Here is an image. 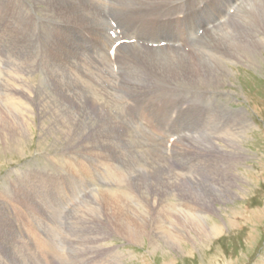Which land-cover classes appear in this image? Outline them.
<instances>
[{
	"label": "rangeland",
	"instance_id": "obj_1",
	"mask_svg": "<svg viewBox=\"0 0 264 264\" xmlns=\"http://www.w3.org/2000/svg\"><path fill=\"white\" fill-rule=\"evenodd\" d=\"M6 1L15 2V6L6 5L0 0V71H2L0 79L2 80L4 75L10 73L11 69L12 73L10 74L16 83L6 91L0 89V95L5 100L8 93L15 90L20 94L17 99L20 106L28 108H35L37 104H59L62 107L72 97L78 100L76 94L78 88L75 86L69 87L68 90L61 89L57 94V99L50 100L47 98V93L55 84L50 83L45 86L39 79L38 58L41 54L45 56L46 53L43 42L45 38L42 37V40L38 33L40 28L42 35H45L48 29L55 28L52 25L59 21V16L53 12V8L58 0H27L34 6H25V8L21 6L24 0ZM205 1L200 3L198 0H194L195 4H204ZM223 2L224 4H221V0H212L206 6L199 7V10L212 19L221 20L220 14H222V19L224 16L228 17L226 5L228 2L229 7L233 0H223ZM109 11L111 16L104 13L109 21L121 22V14L114 17L112 9ZM127 11L128 13L134 12ZM1 12L17 14L21 24L29 25V31L22 35L21 28L11 23L10 18ZM239 12L237 8L231 22H226L228 21L226 19L224 24L218 26L219 28L226 26L234 29L227 39L230 44L224 51L222 61L223 68L233 76H221L226 80L222 83L223 86L219 87V90L226 88L225 90L231 91L233 94L230 93L227 100L222 95L214 97L219 106L230 107L229 110L214 113L217 118V128L220 130L230 129L244 142H242L243 148L249 147L247 151H242V154L246 156L245 160L243 159L240 165L232 169V172L237 173L238 176L236 178L232 176L233 181L223 185L216 182L218 175L212 177L217 172L209 174L204 169V166L207 165L199 166L196 163H190L184 169L174 171L172 161L167 164L174 174L178 173V179L159 176L160 172L153 166H147L135 151L129 153V151H121V148L116 149L106 157L110 172L120 179L119 182L125 186L126 193L134 194L136 199L135 214L145 207H151L153 213L143 219V231H129L127 229L128 221H125L122 216H128L130 213L120 214L116 203L107 202L102 207V211L107 217L93 219L95 226L89 233L87 228L80 230L77 226L76 215L81 212L79 208L83 209L84 207H76L75 200L80 199V201L84 200L89 203L90 198L104 191L103 187L106 182L104 183L96 174L97 169L91 170L92 176L85 175L86 171L79 165L85 164L84 166L88 168V164L83 159L78 161L73 158L66 149L68 145L59 134L62 128L50 129V122L45 113L40 111L37 113L39 117H31L33 121L29 128L21 123L17 125V127L27 130L28 139L6 144L0 140V143L3 144L0 145V264L14 262V264H264V9L257 5L256 27L250 34L242 31L238 19ZM137 13L139 12H136L135 15ZM248 20L253 22L252 18ZM206 22L210 23V20ZM67 29L73 39L80 40L82 38L79 28L67 26ZM52 37V35L49 37L47 44L50 49L47 55L54 56L55 41ZM139 44L141 45L140 49L144 52V48L148 49L143 43ZM185 44L190 51L186 53L201 50L197 42L190 45L186 41ZM96 53H98V49ZM60 60L64 68V75L78 79L83 84V77L76 66L72 65L69 68L62 58ZM29 62H32L34 71L31 74H24ZM1 64L4 65L1 66ZM100 72L99 68L96 80L108 86ZM90 76L92 77V74ZM108 76L110 80L113 79L111 88L99 90L96 98H89L85 101L88 117L80 121L84 125L81 130L82 137L88 135L100 137L101 130H106L109 135L113 134L117 137L114 140L115 143L118 139L121 141L122 137H131L129 139L131 142L134 137L142 136L139 132L142 130L152 135L157 143L163 145L164 156H170L172 159V153L183 147L184 141L188 142V138H194L193 135L188 137L192 132L191 125L195 122L190 118L196 119L188 115L190 109H201L202 115H205L209 110H214V105L209 102H200L194 98H182L177 92L167 95L128 96V92L122 90L121 82L119 84L122 76L120 70H113ZM4 84L8 87L10 82L4 81ZM169 86L173 85H167L165 90ZM180 86L209 92L218 90L217 88L199 87L192 83H182L177 87ZM81 88L84 92L85 87ZM207 99L210 100V98ZM96 104H101L99 109ZM75 109L79 113L80 110L76 107ZM93 112H97L95 116ZM237 113L252 120L253 124L250 125V130L245 128L244 122L237 119ZM200 124L201 120L197 123V127ZM65 131L70 133L67 127ZM173 136L178 138L168 148L167 141L169 142ZM196 138L206 139V137ZM215 138L224 141L227 139L225 135H217ZM96 141L91 143L94 145ZM129 141L126 142L128 149L124 150L131 149ZM115 147L118 146L115 145ZM62 150L63 152L59 154ZM200 154L201 151L190 152L189 155L191 158L199 159ZM54 156L59 158L54 159ZM144 157L151 159L154 156ZM68 164H71L70 167ZM61 166L65 168L62 169ZM64 170L67 171L64 172ZM18 172L24 175L20 176ZM111 173L107 172L108 178L116 180ZM123 176L126 179H122ZM129 178L131 180L127 181ZM194 179L200 180H197L199 184L206 185L204 190L196 186H189ZM11 184H17V186L12 188ZM231 184L238 186L235 187ZM227 186H232L230 191H227ZM121 188H110V191L112 193L120 192L123 190V187ZM203 192L205 194L200 195ZM210 192L217 194L214 197H206ZM174 194L180 198L179 203L174 196L172 197ZM14 196L24 199L29 216L31 212L33 216L39 215L43 220L34 218L31 222L26 219L13 199ZM125 202L131 205L129 201ZM169 202L177 204V206H171ZM210 203L215 204L217 212L213 211L207 215L203 211ZM178 204L180 205L178 206ZM87 205L89 206L91 203ZM176 210L184 212L179 213ZM186 213L207 217L209 223L219 224L223 233L217 236L203 237L204 240H197L196 243H193L189 234L200 235L201 232H195L191 225H186L188 229L185 232H179L176 229L177 226L184 224L183 218ZM8 223L12 226L13 231L11 232L7 230ZM160 225H163L164 230H159ZM168 233L171 236L166 237L165 235ZM60 235L63 238H60ZM180 239H182V247L177 245ZM150 249L154 251L153 254ZM178 250L181 253L177 254ZM167 251L169 254L166 253ZM116 252L119 253L118 256H116Z\"/></svg>",
	"mask_w": 264,
	"mask_h": 264
},
{
	"label": "bare ground",
	"instance_id": "obj_2",
	"mask_svg": "<svg viewBox=\"0 0 264 264\" xmlns=\"http://www.w3.org/2000/svg\"><path fill=\"white\" fill-rule=\"evenodd\" d=\"M198 1L201 3L205 0H198ZM211 1L212 0H207L204 2V4L203 3L195 4L196 2H194V0H110V1L109 0H58L55 7L53 8V12H55L59 16V21L52 25V27L55 28L53 30L48 29L45 35L41 34V28H40L38 33V35L41 38L42 37L45 38V40H43V38L42 40L44 42V52L46 53L45 56L41 54L38 58V63L40 64V69L38 71V74H39L40 82L43 85L46 86L49 85L50 83L55 84V86L47 93V98H49L50 100L53 101L56 100L58 96L57 94L61 89L68 90L69 87H73V86H75V88H78V92H76L78 100L73 99L72 97L70 98L68 103L62 107L59 106V104H37L35 108H28V107L20 106L19 102L17 101L20 94H18L17 91L15 90H12L11 93L9 92L8 97L5 100L4 97L0 95V137H1L0 140L2 142H4L5 144L16 143L17 141L19 142L20 140L28 139L29 134L27 130L24 128H19L17 127V125L21 123L24 124L26 128H29L30 124L33 121L31 117L37 118L39 117L37 113L43 111L47 117V120L50 122L49 125L50 129L62 128V130L59 131V134L63 137L65 144L68 145V148H66L67 151L76 160L79 161L80 159H83V161H85L88 164V168L84 166L85 164L79 165L82 166L83 169L86 171L85 175H87V177L92 176L91 170L97 169L96 174L99 175V178L104 183L106 182L105 186L103 187L104 191L102 190L103 192L101 194H98L90 199L88 198L90 200L89 203H91V205L88 206L87 204L89 203L85 202L84 200L82 201H80V199L75 200L76 207L78 206L84 207L83 209L79 208V211H81V212L78 211L79 214L77 213H76L77 215L75 214L77 216L76 218L77 226L78 228H80V230L87 228L90 233L92 228L95 226V224L93 223V219L95 218L101 219L107 217L102 211V207L107 202L116 203L118 205V210L120 214H125L127 212L130 213V215L128 216H124V215L122 216V218L125 221H128L127 229L129 231H137V232L143 231L144 229V227H142V225H144L143 219L145 217L150 216L153 213L151 207H145V208H141L139 212L135 214L134 208L136 207V199L134 194L126 193L124 191L125 186L119 182L120 179H118L115 174L110 172V166L106 161V157L110 155V152H113L116 149L121 148V151H125V152L129 151V153L135 151L136 154L140 155V157L143 159L144 163L147 166H153L157 171L160 172L159 176H166V177L178 179L179 177L178 173L176 172L174 174L173 170L167 164V162L171 163V161L174 171L182 170L190 163H196L199 166L207 165L204 166V169L207 170L209 174L212 172L214 173L217 172V174L212 177H216L218 175L216 182L222 183L223 185L229 184L231 181H233V177L236 178L238 176L237 173L232 172V169L234 167H237L238 165H240V163L243 162V159L246 156L242 154V151L244 150L247 151L249 147L247 149H245V147L243 148L242 145L243 141L236 134L232 133L230 129H225V130L218 129L217 118L214 114L215 112H222L224 110H229L230 108V107L219 106L216 103L214 97L216 98V96L222 95V97H224L227 100L229 98L230 93L233 94L231 91L225 90L226 88L224 90H219V87H221L224 80H226L221 76L232 75V73L227 72L223 68L222 61H223L224 51L227 50L228 48L227 45L230 44L227 41V39L230 37L234 29L228 28L226 26H222L221 28H219L218 27L219 24L218 25L214 24L211 28L207 29L208 26L220 20V19H212L202 14L201 11L199 10V7L206 6ZM237 1H240L238 5L240 6L238 7L240 11L238 15V19L241 25V29L245 33L250 34L254 31L256 27L257 5L261 6L264 9V0H248V1L233 0L232 4L236 3ZM1 2L6 5L15 6V2H7L6 0H1ZM231 5L228 7V2H227L226 12L230 9ZM21 6L25 8V6H34V4H32L30 1L24 0L22 1ZM45 7L47 6L45 5ZM150 8H152V10H150ZM109 9H112L114 17H116V15L118 14H121V22L115 21L119 25L120 29H122V31L125 34L130 35L132 38H136L139 42H142L143 44L158 43L159 40L168 39V41L175 42L177 45H183L186 48H188V46L185 44L186 41L190 45L191 43L197 42V44L201 47V50H193L191 51V53H186L187 51L184 48L163 47L164 49L158 48L155 50L153 48H148V49L144 48L145 49L144 52L143 50L140 49L141 45L139 43H135L132 45L121 46L117 50V57L115 61H111L107 58L106 52L103 49L106 45H108L111 42L108 36L105 34V31L108 29V23L106 22L105 18L100 16L102 15V12L107 13L108 15L111 16V12L109 11ZM127 10H129V12L130 11H134V12L128 13ZM136 12L139 13L135 15ZM1 13L8 16L11 20V23L21 28L22 35L26 34L29 31L30 29L29 25L25 23L21 24L17 14L9 13V12H1ZM234 15L235 13L232 14L231 16H229L228 14V17L224 16L223 19L225 20L227 19L228 21L226 22H231ZM219 18L222 19V14L219 15ZM249 18H252L253 22H250L248 20ZM207 20H210V23L206 22ZM67 26L79 28L81 30L82 38L80 40L73 39L72 34L67 29ZM200 27H204V31L202 35L196 39L194 35L197 29H199ZM51 35L53 36L52 38L55 41V44L53 46L54 56L47 55L50 52V49L49 47H47V44L49 42V37ZM135 35L140 37L141 39H139L138 37H134ZM189 35L191 36L189 37ZM97 49H98V53H96ZM242 49H244V47H242ZM95 53L97 54V57L95 56ZM60 58H62V61L69 68L72 65L76 66L80 75L83 77L84 80L83 84H81L78 79L64 75V68L62 66ZM114 64L116 67H118L117 70H120V73L122 74L119 84L121 82V88L122 90L128 92L127 93L128 96H135V97H138L140 95L154 96L155 94L167 95L171 92H177L181 95L182 98H194L197 101L204 103L209 102V104L214 105L213 108L214 110H209L207 113H205V115H202L201 109L199 110L192 108L190 109L188 115L198 119L196 120L190 118V120H195V122L194 124L191 125L192 132L188 135V137L190 135H193L194 138L193 139L188 138L187 139L188 142L184 141V146L181 147L178 151H174L172 153V159L170 156L167 157L164 156V150L162 147L163 145L157 143L152 135L142 130L139 131L142 134V136L140 138L134 137L133 139H131V142L129 141L131 137H122L121 141L118 139L117 143H115L114 140L117 137H115V135L113 134L109 135L106 130H101L100 137H97V135L96 136L88 135L82 137L81 130L84 128V125L80 121L88 117V112L85 107V101L89 98L91 99L96 98L99 90L106 89V88H100V85H102V83L96 80V76L98 75L99 68L101 71L100 74L103 75L102 77L105 79V83L108 84L107 87L109 88L112 86L113 79L110 80L108 74L111 71H113ZM33 71H34L33 64L32 62H29L24 74H31ZM102 71H105V73H103ZM10 73H12L11 69H10ZM10 73L4 75L2 80L0 79V89L2 91H6L7 88L13 86L16 83V80L14 81V78ZM90 74H92V77L90 76ZM1 75H2V71H0V78ZM88 77H91L92 80L89 81ZM4 81H9L10 85L7 87L4 84ZM182 83H192V84H197L199 87L217 88L218 90L209 92V91H202L196 89H189L185 86L177 87ZM167 85H173V86H169L168 89L165 90V87ZM83 86L85 87L84 92L82 91L81 88ZM96 88H98L97 92H96ZM207 98H210V100H208ZM23 104L25 103L23 102ZM96 105L98 107L97 109H99V107L101 106V104H96ZM75 107L80 110L79 113L75 109ZM96 113L97 112H93V115L95 116ZM237 119L244 122L245 128L250 130V125H252L253 123L249 117L247 116L244 117L241 116L239 113H237ZM200 120H201V124L200 126L197 127V123H199ZM66 127L70 130V133L65 131ZM217 135H225L227 139L224 141L222 139L215 138ZM196 137H206V139H197ZM95 140L97 141L94 143L95 145L94 146L91 142ZM128 141L130 142L129 147H131V149L124 150V149H128V147L126 146V142ZM0 145L3 144L0 143ZM115 145H117L118 147H115ZM199 151H201L199 159H194L190 157L189 155L190 152L196 153ZM62 152L63 150L60 151L59 154H61ZM147 155H153L154 157L151 159H146L144 156ZM56 157L54 156L53 158L55 159ZM76 162L77 161H75V164ZM56 167L58 168V166ZM18 171L20 172V170ZM65 171L67 170H64V172ZM107 172L111 173L113 178L118 181L110 180L108 178ZM22 174H20V176ZM121 178L126 179L125 176ZM129 180H131V178H129L127 181ZM197 180L198 179H194L189 184V186H196L197 188L204 190L206 185L204 183L199 184L198 181L200 180L198 181ZM19 183L21 182L19 181ZM231 185L235 187L238 186L235 184H231ZM15 186H17V184L10 185V187L12 188H14ZM232 186H227L226 188L227 191H230ZM121 187H123V190H121L120 192L118 191L116 193H112L110 191V188L120 189ZM7 190L10 191V189L8 188ZM204 194L205 192L200 193V195H204ZM216 194L217 193L212 194V192H210L206 197L209 198L214 197ZM173 196L175 200L179 203L180 198H178V195L174 194L172 195V197ZM13 199L17 202L19 208L22 211L23 216L26 219L30 220L31 222L34 218L43 220L41 217H39V215H37L36 217L33 216L31 212H30V216L28 215L29 210L26 208L27 206L25 205L26 203L24 204L23 198L21 199L19 196H14ZM6 201L8 200L6 199ZM125 201H129L131 205H129ZM80 202L81 204H79ZM169 204L174 207L177 206V204H173L170 202ZM71 205L73 204L71 203ZM179 205L180 204H178V206ZM213 211L217 212V208L215 207V204L210 203L209 205H206L203 213L209 215ZM177 212L183 213L184 211L178 210ZM183 220H184V224L177 226L176 227L177 231L185 232L188 229L186 225H191V228L195 232H201L200 235L189 234V236L193 240V243H196L197 240L198 241L204 240L203 237H212L214 235L217 236L223 233V231H221V226L219 224L209 223L207 217L205 216L190 215L189 213H186ZM73 226L76 227L75 225ZM7 230L9 232L13 231L10 223H8ZM159 230H164L163 225L159 226ZM30 232L29 234L32 235ZM173 233L177 235L175 232ZM165 236L169 237L171 236V234L168 233ZM61 237L62 236L60 235V238ZM181 240L182 239H180L177 242V245L179 247H182ZM150 250L153 254L154 251L152 249ZM166 253L169 254L168 251ZM176 253L177 254L181 253V251L178 250ZM115 254L116 256L119 255L118 252H116ZM167 264H173V263H167Z\"/></svg>",
	"mask_w": 264,
	"mask_h": 264
}]
</instances>
